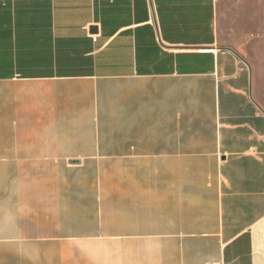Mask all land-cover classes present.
<instances>
[{"label": "crops", "instance_id": "1", "mask_svg": "<svg viewBox=\"0 0 264 264\" xmlns=\"http://www.w3.org/2000/svg\"><path fill=\"white\" fill-rule=\"evenodd\" d=\"M218 9L0 0V264H264V34Z\"/></svg>", "mask_w": 264, "mask_h": 264}, {"label": "rangeland", "instance_id": "2", "mask_svg": "<svg viewBox=\"0 0 264 264\" xmlns=\"http://www.w3.org/2000/svg\"><path fill=\"white\" fill-rule=\"evenodd\" d=\"M218 17L222 45L242 53L262 47L251 38L264 34V0H219Z\"/></svg>", "mask_w": 264, "mask_h": 264}, {"label": "built area", "instance_id": "3", "mask_svg": "<svg viewBox=\"0 0 264 264\" xmlns=\"http://www.w3.org/2000/svg\"><path fill=\"white\" fill-rule=\"evenodd\" d=\"M213 264H216V263H213Z\"/></svg>", "mask_w": 264, "mask_h": 264}, {"label": "water", "instance_id": "4", "mask_svg": "<svg viewBox=\"0 0 264 264\" xmlns=\"http://www.w3.org/2000/svg\"><path fill=\"white\" fill-rule=\"evenodd\" d=\"M95 29V28H94Z\"/></svg>", "mask_w": 264, "mask_h": 264}]
</instances>
